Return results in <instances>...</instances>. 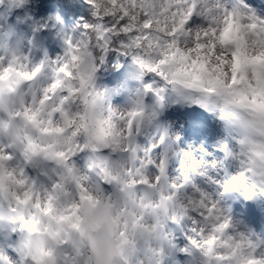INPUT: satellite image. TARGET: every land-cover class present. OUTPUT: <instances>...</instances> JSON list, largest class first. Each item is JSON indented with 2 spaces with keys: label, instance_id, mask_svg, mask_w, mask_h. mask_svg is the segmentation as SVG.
Returning <instances> with one entry per match:
<instances>
[{
  "label": "clouds",
  "instance_id": "9594fccd",
  "mask_svg": "<svg viewBox=\"0 0 264 264\" xmlns=\"http://www.w3.org/2000/svg\"><path fill=\"white\" fill-rule=\"evenodd\" d=\"M0 264H264V0H0Z\"/></svg>",
  "mask_w": 264,
  "mask_h": 264
}]
</instances>
